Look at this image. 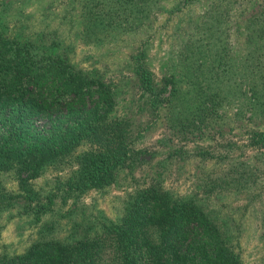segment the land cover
<instances>
[{
  "label": "trees",
  "instance_id": "obj_1",
  "mask_svg": "<svg viewBox=\"0 0 264 264\" xmlns=\"http://www.w3.org/2000/svg\"><path fill=\"white\" fill-rule=\"evenodd\" d=\"M197 1L179 0L171 14ZM79 2L85 5L90 0ZM137 2L144 3L136 9L144 15L134 18L140 22H133L132 10L122 21L140 28L149 24L147 14L159 0ZM205 2L190 33L175 40L178 46L172 48L181 74L166 72L157 85L142 47L128 64L132 78L153 109L165 106L173 124L169 127L178 125L179 134L185 132L183 138L196 130L197 135L204 132L202 138H231L232 133L224 130L230 118L226 109L236 106L233 119L241 121L247 138L242 150L257 153L253 162H258L264 156V129L252 119L264 117V0L255 2L246 17L240 12L243 0ZM88 19L93 21L88 30L94 21L103 23L90 15ZM240 23L243 33L234 52ZM43 45L44 39L41 45L20 42L0 29V174H12L19 191L8 194L0 189V217L16 210L18 216H31L37 223L57 204L72 200L77 205L90 191L105 190L118 170L145 154L136 146L140 137L130 120L113 117L116 87L47 51L59 42ZM81 146L87 150L77 154ZM222 149L225 152L210 146L199 154L202 163L217 164L209 172L212 177L203 182L204 190L224 186L240 190L264 173L258 164L235 163L231 151ZM48 170L68 171V176H57L52 191L35 190L31 181ZM161 183L150 180L128 193L115 221L102 215L84 226L74 221L65 236L55 235L52 226L40 229L37 240L21 253H1L0 264H242L203 205L177 196Z\"/></svg>",
  "mask_w": 264,
  "mask_h": 264
},
{
  "label": "rangeland",
  "instance_id": "obj_2",
  "mask_svg": "<svg viewBox=\"0 0 264 264\" xmlns=\"http://www.w3.org/2000/svg\"><path fill=\"white\" fill-rule=\"evenodd\" d=\"M79 1L0 0V29L6 37H17L20 42L41 45L44 39V48L59 42L56 49L47 51L61 56L83 73L102 78L106 83L111 82L117 90L113 117L123 116L130 120L134 134L140 137L136 146L145 154L141 161L118 170L113 183L105 190L90 191L77 205H73L72 200L66 205L57 204L43 216L41 223L32 221L31 216H18L16 210H12L10 215L9 212L3 213L0 217V254L21 253L37 240L40 229L50 226L54 227L55 235L65 236L70 233L74 221L84 226L98 215L115 221L122 214L128 193L150 180H162L163 188L172 190L180 197H192L203 205L240 255L242 264H264V173L257 172L260 177L240 190L224 186L206 191L202 187L207 177H212L209 172L217 168L216 162L204 164L199 156L210 146H216L222 152H225L222 148L229 149L231 160L235 163H255L264 169V156L258 162H253L257 153L242 150L247 138L241 131V121L233 119V114L237 113L236 106L226 109L230 118L224 130L227 134L232 133L231 138H202L204 132L197 135L200 133L198 130L193 132V136L183 138L185 132L179 134L178 125L175 124L173 129L169 127L172 123L168 111L163 108L165 106L160 110L153 109L146 102V97H141L142 91L133 80V71L128 65L143 47L157 85L160 86L166 72L180 75L182 69L174 62L172 48L178 46L175 40H182L185 33H190L206 9L207 1L198 0L189 9L171 14L179 0H159L152 12H146L149 14V24L142 23L143 27L140 28L138 24L130 27L122 21L123 16L132 10L133 22H140V18L134 21L135 17L144 15L136 11L144 7H141L144 3L137 2L140 0H90L85 5ZM123 2L128 4L122 5ZM255 2L259 0H243L240 9L243 17H246L245 14L248 16ZM88 15L103 23L100 25L94 21L96 25L88 30L93 22ZM101 27H104L102 32ZM235 33H238V39L233 38V48L237 52V44L243 33L241 23ZM248 117L249 114L246 120ZM252 121L264 129V117L253 118ZM85 150L87 147L81 146L77 154ZM57 176L66 178L68 171L57 174L48 170L31 183L35 190L46 193L53 190ZM0 189L8 194L19 192L12 174H0ZM227 189L229 191L226 192Z\"/></svg>",
  "mask_w": 264,
  "mask_h": 264
}]
</instances>
